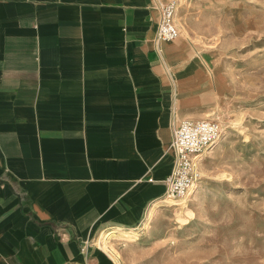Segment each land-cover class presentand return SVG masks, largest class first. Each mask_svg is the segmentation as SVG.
I'll use <instances>...</instances> for the list:
<instances>
[{
	"label": "crops",
	"instance_id": "0c3cea01",
	"mask_svg": "<svg viewBox=\"0 0 264 264\" xmlns=\"http://www.w3.org/2000/svg\"><path fill=\"white\" fill-rule=\"evenodd\" d=\"M169 1L0 0V264H114L99 237L151 225L211 74L155 46Z\"/></svg>",
	"mask_w": 264,
	"mask_h": 264
},
{
	"label": "rangeland",
	"instance_id": "374dc122",
	"mask_svg": "<svg viewBox=\"0 0 264 264\" xmlns=\"http://www.w3.org/2000/svg\"><path fill=\"white\" fill-rule=\"evenodd\" d=\"M175 1L177 39L211 71L205 70L209 90L200 119L217 121L223 141L208 161L203 157L209 152L203 155L185 205L164 198L134 240H111L119 256L111 259L264 264V0ZM155 223L160 236L150 233Z\"/></svg>",
	"mask_w": 264,
	"mask_h": 264
},
{
	"label": "built area",
	"instance_id": "2783aa9c",
	"mask_svg": "<svg viewBox=\"0 0 264 264\" xmlns=\"http://www.w3.org/2000/svg\"><path fill=\"white\" fill-rule=\"evenodd\" d=\"M157 10L156 47L179 37L174 21L176 1L158 3ZM221 135V125L211 119H184L173 126L171 149L174 159L170 174L162 181L165 199L178 200L189 196L200 179L198 168L203 155L214 147Z\"/></svg>",
	"mask_w": 264,
	"mask_h": 264
},
{
	"label": "bare ground",
	"instance_id": "6f19581e",
	"mask_svg": "<svg viewBox=\"0 0 264 264\" xmlns=\"http://www.w3.org/2000/svg\"><path fill=\"white\" fill-rule=\"evenodd\" d=\"M175 15H176V13H175ZM174 19H175V16H174ZM221 137H222V135H221ZM221 137L219 138V140L216 142V144L215 145H217L218 144V142L220 141V139H221ZM214 145V146H215ZM196 186L197 185H195L194 186V188L192 189V191L190 192V194H189V196L188 197H186V198H183L182 200H180L179 202H176L175 200H177V199H175V200H173V202H172V204L173 205H185L184 203L186 202V201H188V199H189V197H191V195L194 193V191L196 190ZM185 208V207H184ZM153 211H154V208H151V212H150V215H149V217H151L152 216V213H153ZM187 212V211H186ZM147 219H149L148 217H147ZM182 219V218H181ZM146 220V219H145ZM182 221V220H181ZM186 221V220H185ZM145 226H147V224L145 223ZM138 236V233H136V232H133V233H131V234H129V233H127V234H125V233H122V232H116V231H112V232H110V233H105V234H102L101 235V237H99L100 239H99V246L104 250V251H106L109 255H110V257H112L114 260H118V258H119V256H118V253H117V251L112 247V244H111V239H113V238H117V237H121V238H128V239H133V238H136ZM134 240V239H133Z\"/></svg>",
	"mask_w": 264,
	"mask_h": 264
}]
</instances>
